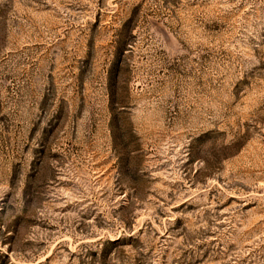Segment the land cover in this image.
Returning <instances> with one entry per match:
<instances>
[{"label":"rangeland","instance_id":"1","mask_svg":"<svg viewBox=\"0 0 264 264\" xmlns=\"http://www.w3.org/2000/svg\"><path fill=\"white\" fill-rule=\"evenodd\" d=\"M0 264H264V0H0Z\"/></svg>","mask_w":264,"mask_h":264}]
</instances>
